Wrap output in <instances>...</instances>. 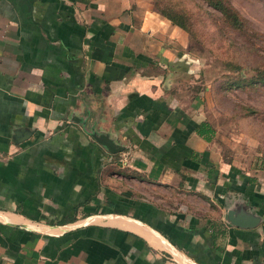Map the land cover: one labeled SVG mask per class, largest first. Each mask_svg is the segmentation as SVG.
<instances>
[{
  "label": "crops",
  "instance_id": "obj_1",
  "mask_svg": "<svg viewBox=\"0 0 264 264\" xmlns=\"http://www.w3.org/2000/svg\"><path fill=\"white\" fill-rule=\"evenodd\" d=\"M186 37L149 0H0V264H264V168Z\"/></svg>",
  "mask_w": 264,
  "mask_h": 264
},
{
  "label": "rangeland",
  "instance_id": "obj_2",
  "mask_svg": "<svg viewBox=\"0 0 264 264\" xmlns=\"http://www.w3.org/2000/svg\"><path fill=\"white\" fill-rule=\"evenodd\" d=\"M149 1L154 8L175 13L187 26L182 50L203 69L201 82L219 84L218 133L230 140L231 155L240 164L249 161L264 168V83L244 81L220 89L223 82L247 79L256 67H264V0H228L248 20L245 32L227 26L206 0Z\"/></svg>",
  "mask_w": 264,
  "mask_h": 264
},
{
  "label": "trees",
  "instance_id": "obj_3",
  "mask_svg": "<svg viewBox=\"0 0 264 264\" xmlns=\"http://www.w3.org/2000/svg\"><path fill=\"white\" fill-rule=\"evenodd\" d=\"M209 5L214 7L219 13L223 21L232 29H235L237 31L245 32L248 20L240 15V13L237 11L236 8H234L228 0H206ZM156 5V4H154ZM155 9L164 17H166L172 24H175L176 26L182 28L184 31H188V28L184 23L177 18V15L175 13H171V11L167 10L166 8L160 7L158 5L155 6ZM253 75L248 77L247 79H236L234 81H225L223 82V86L220 89H224V87H227L228 85H236L241 86V84L246 81L247 83H256L261 82L264 83V67H261L260 69L256 67L254 69ZM227 84V85H226ZM199 132H201L200 129H198Z\"/></svg>",
  "mask_w": 264,
  "mask_h": 264
},
{
  "label": "water",
  "instance_id": "obj_4",
  "mask_svg": "<svg viewBox=\"0 0 264 264\" xmlns=\"http://www.w3.org/2000/svg\"><path fill=\"white\" fill-rule=\"evenodd\" d=\"M92 138L103 145L109 153L119 152L124 148V145L119 142V139L116 137H111L106 132L91 130ZM26 132L24 130H19L16 135L13 137L14 141H19L20 139L25 138ZM223 218L230 224L240 226V227H251L254 226L259 217L251 211L238 210L235 211L232 208H226L223 213Z\"/></svg>",
  "mask_w": 264,
  "mask_h": 264
}]
</instances>
